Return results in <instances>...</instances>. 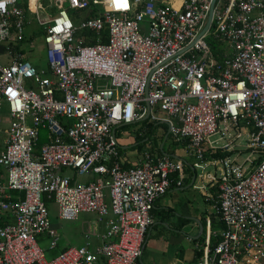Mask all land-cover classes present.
<instances>
[{
  "label": "built area",
  "instance_id": "built-area-1",
  "mask_svg": "<svg viewBox=\"0 0 264 264\" xmlns=\"http://www.w3.org/2000/svg\"><path fill=\"white\" fill-rule=\"evenodd\" d=\"M211 1L0 0V264H138L155 202L188 170L206 199L217 189L223 226L194 264H264V0H216L203 31ZM32 18L52 78L28 59ZM142 121L166 124L190 162L126 165L116 130ZM50 202L61 220L108 216L100 243L46 260Z\"/></svg>",
  "mask_w": 264,
  "mask_h": 264
},
{
  "label": "rangeland",
  "instance_id": "rangeland-1",
  "mask_svg": "<svg viewBox=\"0 0 264 264\" xmlns=\"http://www.w3.org/2000/svg\"><path fill=\"white\" fill-rule=\"evenodd\" d=\"M43 4L45 6H48L47 1H44ZM65 6L68 7L67 2L65 3ZM47 11V17L52 18L54 15H56L57 9L51 6L47 7ZM101 11L103 12V8L101 9ZM84 15L85 12L78 13V16H80L81 18L84 17ZM25 36L32 43V49L29 52L28 59L37 69L43 71L45 77L52 78L46 62L43 31L35 18H32L30 25L28 26V28H26ZM212 46H218L217 42H213ZM5 61V57H0L1 64H4ZM145 122L146 121H142L139 123H134L117 128L116 141L121 155H124L126 153L135 154L137 150H141L142 152H154L156 151V149H160L163 143L164 145L162 146L164 147L162 149L166 151L168 146L171 145V143L173 142L172 137H170L169 135L166 136L168 127L164 123H151L156 125L154 134L148 139V141H141L140 138H142L144 133L146 132V128H142L141 126ZM4 138H7L6 127L5 125H2L0 139ZM66 173L70 176L72 172L71 170H67ZM92 178L93 177L88 174L79 175L76 178V183H87L91 181ZM188 196L192 201L194 210L197 211H192L190 220L184 222V225L180 226L178 224V220L180 219L178 216H185L183 214V211L179 208L175 207L169 214L166 213L165 215H169L167 218L161 219L159 214L154 215V223L156 224H154L152 230L150 231L151 235L150 237H148L147 243H145L146 248L144 250L142 262L140 264H149L150 260L161 259V253L165 251L168 252L166 247L169 244V241L173 239L172 237L179 236L180 240L183 241V248L187 250L191 248L192 242L189 239L192 237L194 238L197 233H199L201 219L200 211L204 209L210 210L211 206L204 202V198L201 195L200 190H192L191 188H189ZM48 208L50 222L56 230V234L58 236V245L55 249H50V240H48L47 237L43 235L37 237L39 246L44 251L46 260L52 259L63 248L72 246L79 247L85 245L87 241L92 240L86 238V235H90V238H94L95 233L102 234L105 232V224L108 216L100 217L96 213L81 212L75 220H61L58 217V207L55 203H48ZM180 221L182 220L180 219ZM94 243H98V240L94 239Z\"/></svg>",
  "mask_w": 264,
  "mask_h": 264
},
{
  "label": "crops",
  "instance_id": "crops-1",
  "mask_svg": "<svg viewBox=\"0 0 264 264\" xmlns=\"http://www.w3.org/2000/svg\"><path fill=\"white\" fill-rule=\"evenodd\" d=\"M147 124L149 123L145 122L142 124L141 127L145 128ZM148 139L149 138H144L143 142L148 141ZM162 145H164V143ZM162 145L160 149L163 150V155L170 157L172 159H182L187 163L190 162L191 158L188 156L184 145L178 144L173 141L171 145L168 146L166 151L162 149L164 147ZM141 154H142V151L137 150L135 154L126 153L122 156L126 161V165H131L132 163H135V161L139 159V156ZM193 176H194V173L188 170L187 177L182 186L177 187L173 185L164 196H162L160 199H158L155 202L154 208L151 212L152 217H153V224L150 226V228L147 231L145 243H147V239L151 235L150 231L152 230L154 224H156L154 223L155 214H159L161 219H163L169 216V215H165L166 213L169 214L175 207L179 208L183 211V214L185 215V216L183 215L178 216L182 220V221H180V219L178 220V224L181 226V225H184V222H187L190 220V215H192V211H197V210H194L192 206V201L191 199H189V196H188L189 188H191L192 190L193 189L198 190L193 187V184L198 183V181H194ZM209 191L211 195L210 199H206L205 195L201 192V195L204 198V202L206 204H209L211 208L210 210L204 209L200 211V218H201L200 227L202 226V228H199V233H197V235L194 238L192 237L189 239L192 242L191 248L189 250L184 249L183 241L180 240L179 236L172 237L173 239L169 241V244L166 247L168 252L165 251L166 253L165 252L161 253L162 254L161 259L150 260L149 264H194L197 259L196 251L199 249H202V245L204 244L203 242H198V239L202 236L204 230H205V239H206L208 236V228H209V232H210L209 241H210L211 235L212 236L219 235L223 227L219 226L217 229H212V226H211V225H214L217 227V224H218V217H217L216 209H215L216 204L218 202V198H217L218 192L216 188H211ZM89 239H92V240H89ZM89 239L87 243L91 242L93 245H97L100 243L99 237H94V238H89ZM94 239H97L98 243H94ZM145 248H146V244H144L143 253H144ZM143 253L139 260L140 263L142 262Z\"/></svg>",
  "mask_w": 264,
  "mask_h": 264
},
{
  "label": "trees",
  "instance_id": "trees-1",
  "mask_svg": "<svg viewBox=\"0 0 264 264\" xmlns=\"http://www.w3.org/2000/svg\"><path fill=\"white\" fill-rule=\"evenodd\" d=\"M28 1H26V3H25V6L27 7L28 6ZM210 41L208 42L209 44H210V46H211V48L213 49V53H217V48H218V46H212V43L214 42L213 40H211V39H209ZM212 41V42H211ZM217 44H218V42H217ZM147 122V121H146ZM155 126L156 125H154V124H151V123H149V124H147L146 126H145V128H146V132L144 133V135H143V137L142 138H140V140L141 141H143L144 140V138H150L153 134H154V131H155ZM147 128H148V130H147ZM45 142V137L43 136V135H41V137H40V140H39V142H38V146H40V145H42L43 143ZM156 152L159 154V155H163V150H161V149H156ZM224 155H229V153H226V154H216V155H214V157H216V158H218V157H223ZM2 174V170L0 169V175ZM45 200L46 201H48L49 200V197H48V195L47 196H45ZM217 214V213H216ZM217 217H218V224H217V227L216 226H214V225H211L212 226V229H217L219 226H222V224H221V222H220V220H219V215L217 214ZM223 227V226H222ZM220 240V235H215V236H210V246H211V248H213L214 247V245H216L217 244V242ZM204 241H205V230H204V232H203V234H202V236L198 239V242H203L204 243ZM60 251H62V250H60ZM202 255V249H199V250H197L196 251V256H197V258L198 257H200ZM138 264H140V262H138Z\"/></svg>",
  "mask_w": 264,
  "mask_h": 264
},
{
  "label": "water",
  "instance_id": "water-1",
  "mask_svg": "<svg viewBox=\"0 0 264 264\" xmlns=\"http://www.w3.org/2000/svg\"><path fill=\"white\" fill-rule=\"evenodd\" d=\"M215 1H216V0H212V1H211L210 12H209V15H208L207 23H206V25H205L203 31H206V30L208 29L210 23H211L212 15H213V8H214ZM168 132H169V131H167L166 136L168 135ZM200 228H202V226H201Z\"/></svg>",
  "mask_w": 264,
  "mask_h": 264
}]
</instances>
